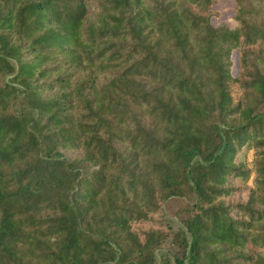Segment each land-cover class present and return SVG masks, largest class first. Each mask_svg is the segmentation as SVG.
<instances>
[{
    "label": "trees",
    "instance_id": "1",
    "mask_svg": "<svg viewBox=\"0 0 264 264\" xmlns=\"http://www.w3.org/2000/svg\"><path fill=\"white\" fill-rule=\"evenodd\" d=\"M263 63L264 0H0V264H264Z\"/></svg>",
    "mask_w": 264,
    "mask_h": 264
},
{
    "label": "rangeland",
    "instance_id": "2",
    "mask_svg": "<svg viewBox=\"0 0 264 264\" xmlns=\"http://www.w3.org/2000/svg\"><path fill=\"white\" fill-rule=\"evenodd\" d=\"M227 15H229V14H227V12H224L223 11V16H225V18H229V16H227ZM230 22H231V24L233 25V21H232V19H228ZM234 56H235V52L233 53V58H234ZM263 66H264V63H263ZM246 152V155H245V159H243L244 160V162H245V164L247 165V167H252L251 166V150H246L245 151ZM242 153H244V152H242ZM240 156H242V154H240L239 155V157ZM251 184V182H250V179H249V181H248V185H250ZM174 207H175V200H172V201H169L168 203H167V205H166V210L168 211V213L170 214V215H173V210H174ZM159 254H160V252H159Z\"/></svg>",
    "mask_w": 264,
    "mask_h": 264
}]
</instances>
